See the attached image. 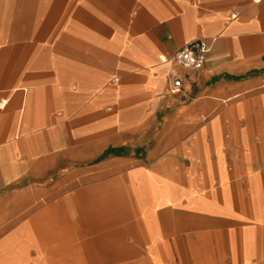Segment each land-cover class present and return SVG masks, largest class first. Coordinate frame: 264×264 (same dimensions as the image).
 <instances>
[{
	"label": "crops",
	"instance_id": "0c3cea01",
	"mask_svg": "<svg viewBox=\"0 0 264 264\" xmlns=\"http://www.w3.org/2000/svg\"><path fill=\"white\" fill-rule=\"evenodd\" d=\"M0 264H264V0H0Z\"/></svg>",
	"mask_w": 264,
	"mask_h": 264
},
{
	"label": "built area",
	"instance_id": "2783aa9c",
	"mask_svg": "<svg viewBox=\"0 0 264 264\" xmlns=\"http://www.w3.org/2000/svg\"><path fill=\"white\" fill-rule=\"evenodd\" d=\"M208 50L209 43L205 38H193L175 50L173 60L182 67L197 70L203 66ZM180 87L181 77L172 73L170 89L177 91Z\"/></svg>",
	"mask_w": 264,
	"mask_h": 264
}]
</instances>
